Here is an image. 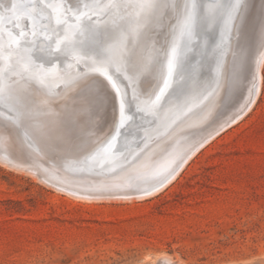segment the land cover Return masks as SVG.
I'll use <instances>...</instances> for the list:
<instances>
[{
	"label": "bare ground",
	"instance_id": "bare-ground-1",
	"mask_svg": "<svg viewBox=\"0 0 264 264\" xmlns=\"http://www.w3.org/2000/svg\"><path fill=\"white\" fill-rule=\"evenodd\" d=\"M74 2L78 3L77 6L70 5L66 0H36L37 6L34 7L33 0H0V98H6L7 102L14 104L12 94L22 86L20 81L25 80L24 84L35 91L47 93L55 101L63 100L61 103L63 106H67L68 102L74 103L72 108L75 113L92 109L95 114L96 123L90 128H85L82 122L84 132L87 134L77 140L50 143L45 142L39 133L26 130V135L31 141H22L26 150L32 154V165L39 164L46 168L54 165L50 163L58 164L65 176L70 175L75 181L85 182L83 186L91 189L92 193L70 192L54 186L41 177L36 178L37 183L43 186L49 183L67 192L68 195L92 201L150 196L163 190L165 186L167 188L202 148L223 131L241 121L253 109L262 82L264 14L255 16V19L261 22L258 26L261 39L253 42V50L250 48V53L237 52L254 19L248 15H252L253 11L247 4L236 13L235 25L231 22L226 26L222 37L219 38L220 41L215 44L219 61L216 66L219 77L216 85L211 86L203 82L202 84H206V88H203L194 80L197 72L195 64L202 58L201 53L188 63L189 69H186L188 82L185 83L180 78L177 69L188 57L189 50L186 49L187 51L182 53L185 58L179 59L170 87L153 107L152 101L155 100L167 74L166 54L173 42L178 40V24L183 15V5L189 0H164L169 6L148 21H138L134 11L126 10L130 12L127 17L128 28L118 32L119 39L107 41L105 44L107 50L111 49L109 56L96 55L79 44L78 36L74 35L75 31L89 23L88 18L95 19L104 15L100 14L99 10L91 8L94 0ZM61 4H65V8H60ZM85 4L89 5L91 10L85 8L83 6ZM81 10L83 13L88 12V15H77ZM113 16L110 15L101 25L113 30L118 29L120 24ZM58 20L62 22L58 23ZM34 25L38 33L36 37L31 35ZM22 32L25 34L23 37L20 36ZM66 35H72V43L68 47L63 43ZM196 38L198 35L193 25L190 35L186 36L185 40L193 43ZM16 39H20V45L12 43L9 48L10 42ZM58 40L61 41L59 50L56 44ZM201 40L203 48L207 51L209 48L207 39L202 37ZM30 42L38 46L33 47V43ZM49 45L51 54L48 50ZM121 49L125 53L123 57L120 56ZM234 54H237L236 57H233ZM234 61H239L245 68L243 76H247V79L241 76L242 79L237 80L236 85L229 88V71ZM232 77L235 76H231L230 79ZM253 79H256L257 93L253 88ZM201 94L206 98L193 105L192 98ZM95 102L96 104H93ZM122 105L125 109L124 115L129 117L123 126L128 125L124 130L120 127ZM221 106H224L223 110L219 111ZM55 107L52 108L53 111ZM226 108L229 112L236 113V119L231 125L218 130L214 127L223 124V115L221 117L220 115ZM240 108H244V111L239 115ZM57 111L59 112V110L55 112ZM131 119V123L128 124ZM114 134L116 137L110 146L103 152H98ZM69 135L74 136L73 133ZM130 137L146 139L142 148L143 153L136 161L119 168L122 163L127 162V157L135 146L131 143ZM203 138H206L205 142L193 152V144ZM95 141L96 145L93 143ZM33 147L36 151H33ZM184 150L192 154L180 170L172 173L151 193L141 194L136 191L140 187L137 181L150 179L154 174L166 171L179 159ZM3 157L7 159L5 155ZM44 157L49 158V162L44 161ZM57 159L63 161L59 162ZM133 185L136 188L126 192ZM118 190L124 193H117ZM162 261H165V264H172L168 258Z\"/></svg>",
	"mask_w": 264,
	"mask_h": 264
},
{
	"label": "rangeland",
	"instance_id": "rangeland-1",
	"mask_svg": "<svg viewBox=\"0 0 264 264\" xmlns=\"http://www.w3.org/2000/svg\"><path fill=\"white\" fill-rule=\"evenodd\" d=\"M246 4L254 19L237 48L239 54L250 53L253 42L261 39V22L255 16L264 14V0ZM129 15L125 11L113 16L120 24L116 30L101 25L110 15L90 17L74 35L83 48L104 52L107 41L119 39L118 32L128 28ZM210 23L212 30L218 29L216 19ZM238 63L230 68L229 88L245 73ZM210 67L205 66L200 83L210 85ZM20 82L12 94L14 104L25 113L33 111L32 117L22 116L23 127L45 142L77 140L87 134L83 126L96 123L94 110L75 113L74 103L63 106V100ZM226 111H221L223 119L232 112L224 115ZM10 135L8 149L21 157L19 136L15 131ZM196 155L167 188L150 196L92 201L37 183L40 176L24 169L27 164H9L0 154V264H165L164 258L172 264H264V63L253 109Z\"/></svg>",
	"mask_w": 264,
	"mask_h": 264
},
{
	"label": "water",
	"instance_id": "water-1",
	"mask_svg": "<svg viewBox=\"0 0 264 264\" xmlns=\"http://www.w3.org/2000/svg\"><path fill=\"white\" fill-rule=\"evenodd\" d=\"M191 0H189L188 3H190ZM195 2L197 3V5H205L207 6L210 3H213L214 0H195ZM229 0H220L221 4L224 3H228ZM245 0H242L241 3V7L239 10L243 9L245 7ZM83 13V11L81 10L77 15L81 16V14ZM250 18L249 16H245ZM216 19L217 23H218V29L217 30H212V20ZM237 16L235 15V18L232 20V24L235 25ZM44 21H42L43 23ZM41 23V24H42ZM226 28L224 19L221 16H216V18H211L208 16L206 11H201V9H197V19L196 22L194 24V31L195 33L198 35V38H196L194 40L193 43L191 42H187L185 40V37L183 39L180 40L179 44H180V50H181V56L180 59L185 58L182 53L186 52L188 49V57L186 58V60L184 61L183 65L177 69L180 72V78L184 80V82H188L186 75L188 74V71H186V69L188 68V63L195 57H197L198 55H200L202 58L197 60V63L195 64V67L197 68V72L195 74V81H198V85L206 88L204 86H202V83H200L201 81V73L202 71L205 69L206 65L210 64V71H209V75L211 77L210 79V85L214 86L217 84L218 82V75L216 72V66L219 64V61L217 59L216 56V42L220 41L219 38L222 37V34L224 32ZM178 34V33H177ZM205 37L209 43V48L206 51L203 48V43L201 38ZM178 39V38H177ZM177 41V40H176ZM182 41V42H181ZM226 43V42H225ZM189 44V47H187V45ZM193 46V48H192ZM202 52H201V51ZM211 56H214V60H211ZM189 69V68H188ZM176 70V69H175ZM165 78H167V74L165 76ZM164 78V79H165ZM164 85L162 84L161 88ZM253 88L255 90V93L258 92V86L256 84V79H253ZM159 93V91H158ZM157 93V94H158ZM12 110L13 114H18V113H25L23 111L22 106H20V104H12L10 102H7L6 98H0V118L6 117L9 114V110ZM244 108H240V113L239 115L244 111ZM33 111L30 110L28 113H26V115H29L30 117H32ZM236 113L235 112H230L226 118H224V122L223 124H219L218 127H214L217 128L218 130L224 129L227 125H231L235 119H236ZM26 119H24L21 116V119L19 120V122H21V124H18V122L16 121L17 126L14 128H0V133H3V138L0 139V154L5 155V157L7 159H9V164H12V162H19V163H25L27 164L26 167L24 169H27L29 171H33V173H38V175L46 180L47 182L53 184L54 186L63 188L65 190H68L70 192H74V193H81V194H91V189H89L87 186H83L85 185V182H78L75 181L74 179L70 178V175L65 176L64 175V171L62 169H60L58 167V164L55 163H50V164H54V165H49L46 168L42 167L41 165L37 164V165H32V159L30 156H27L25 154L24 148L22 147V141H31L29 139V137L26 135L25 129L23 127L24 125V121ZM132 121V119L130 120V122L128 124H130ZM128 126V125H127ZM127 126L125 127H121V130H124L127 128ZM216 129V130H217ZM15 131L17 132L16 136H19V145L17 144V150L19 152V154L21 155V157H17L13 154L12 151H10V149H8L9 147V143H11V139L12 136L10 134H12V132ZM10 132V134H9ZM116 137V134H114L111 138H109L106 143L101 146L99 148L98 152H103L106 148H108L110 146V144L114 141ZM131 138V143L134 144L135 146H133V149L130 152V155L127 157V162L122 163V165L119 166L120 167H125L129 164H131L132 162L136 161L139 156L143 153V146L145 145V138L141 137V138H137L134 139V137H130ZM206 138H203L201 141H198L196 143L193 144L192 146V151H196L198 150L197 148H199V146H201L204 142H205ZM95 145L97 144V142L94 143ZM33 151H36V149L33 147L32 148ZM192 153L187 152V151H182L181 154L179 155V159L177 161H174L172 163V165L169 167V169H167L166 171H163L161 173H156L152 176V178L147 179V180H139L137 182H139L138 184H140L139 189H137L136 191L138 193L141 194H147V193H151L153 192V190L158 186L161 185L172 173L177 172L178 170L181 169V167L183 166L184 162L191 156ZM94 155V154H93ZM117 168V169H119ZM116 170V169H115ZM68 174L72 173L70 171L67 172ZM67 180V181H65ZM134 188H136L135 185H133V187L129 190H127L126 192H131ZM117 193H124V191H120ZM99 192H107V191H99ZM98 193V192H97ZM112 194V192H111Z\"/></svg>",
	"mask_w": 264,
	"mask_h": 264
},
{
	"label": "snow or ice",
	"instance_id": "snow-or-ice-1",
	"mask_svg": "<svg viewBox=\"0 0 264 264\" xmlns=\"http://www.w3.org/2000/svg\"><path fill=\"white\" fill-rule=\"evenodd\" d=\"M242 0H229L228 3L221 4L220 0H214L213 3L205 5H197L195 0H191L190 3H185L183 5V15L178 24V40L183 39L184 37L190 35L193 25L197 19V9H201V11H206L208 16L211 18H216V16H221L224 19L225 25L228 26L231 24L232 20L235 18L236 13L241 7ZM33 6L36 5V0H33ZM85 8H89L90 6L85 4L83 5ZM169 5L164 2V0H107L106 3H102L101 0H94V3L91 5V8H95L100 11L102 15H118L120 12H124L126 10L134 11L138 21H148L155 18L163 8L168 7ZM52 7V5H49ZM55 10V9H54ZM91 10V9H90ZM32 15V14H29ZM38 15V13L36 14ZM81 15H88V12H84ZM80 17H77L79 19ZM62 22L58 20V23ZM139 26V25H138ZM43 32V29L40 30ZM25 34L22 32L20 36L23 37ZM33 37L38 35L37 30L35 29V25L33 27V31L31 33ZM46 39V38H45ZM174 41L170 51L167 55V78L163 80V87L159 89V93L156 94L155 100L152 101L151 106H156L159 101L164 96L166 90L170 87V81L174 74L175 69L179 64V59L181 56L180 44L179 42ZM12 43H15L17 46L20 45V39H16L9 44V48H11ZM33 47H37L34 42ZM61 41H56L57 50H59V45ZM65 47H68L72 43V35H66L63 41ZM49 54H51V45L48 46ZM97 55H111V49L105 50L104 52L97 51ZM125 55L124 50H120V56L123 57ZM206 96L201 94L199 96L193 97L191 103L193 105L199 104L205 99ZM124 106H121V115L122 119L120 121V127H123L125 122L129 119V117L124 115ZM21 116H26V113H18L13 114L12 110H9V114L6 117L0 118V128H14L17 126L16 121L21 119ZM3 138V133H0V139Z\"/></svg>",
	"mask_w": 264,
	"mask_h": 264
}]
</instances>
